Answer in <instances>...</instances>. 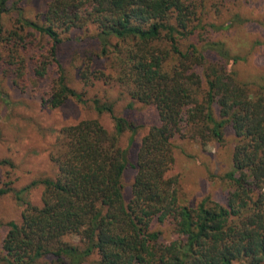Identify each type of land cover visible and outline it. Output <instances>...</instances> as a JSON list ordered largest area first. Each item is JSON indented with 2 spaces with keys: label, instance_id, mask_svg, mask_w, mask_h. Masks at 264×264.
Segmentation results:
<instances>
[{
  "label": "trees",
  "instance_id": "trees-1",
  "mask_svg": "<svg viewBox=\"0 0 264 264\" xmlns=\"http://www.w3.org/2000/svg\"><path fill=\"white\" fill-rule=\"evenodd\" d=\"M9 1L0 0V37L11 53L0 55V63L13 67L21 82L28 66L36 79L55 66L57 77L43 99L50 108L82 100L66 83L57 50L64 34L94 25L98 57L113 54L112 73L94 76L153 105L158 122L138 143L128 201L122 175L129 149L120 139L127 131L131 144L138 126L94 99L98 113H110L114 131L97 118L57 130L50 154L56 172L31 182L42 187L40 204L16 193L21 219L5 223L0 262L264 264V85L240 80L235 65L241 57L204 35L229 24H203L195 0H49L39 21L19 18L28 37L4 31L1 13ZM227 127L235 143L231 169L222 176L225 202L182 203L172 172L174 140L222 142ZM3 164L9 161L0 159ZM8 190L0 188V195ZM165 226L172 227L169 240Z\"/></svg>",
  "mask_w": 264,
  "mask_h": 264
},
{
  "label": "rangeland",
  "instance_id": "rangeland-1",
  "mask_svg": "<svg viewBox=\"0 0 264 264\" xmlns=\"http://www.w3.org/2000/svg\"><path fill=\"white\" fill-rule=\"evenodd\" d=\"M48 1L10 0L8 9L1 13L4 31L18 29L26 34L28 29L19 27V18L39 21ZM195 3L197 10L203 13V24H229L227 28L211 30L204 35L210 40H221L230 53L241 57L235 65L238 78L252 85H264V0H195ZM97 32L94 25L74 28L63 35L57 50L65 81L81 94V101L68 98L53 109L43 102L57 77L55 66L50 67L43 79L34 78L28 66L21 82L15 77L13 67L0 63V159L9 161V164L0 165V188L10 189L0 195V243L7 231L5 223L21 219L23 206L16 193L20 192L21 201L41 203L42 187L32 186L31 182L54 176L56 168L50 154L55 149L57 130L84 118H97L106 129L114 131L110 113H98L94 99L100 104L111 105L115 116L138 126L131 144L127 131L120 139V144L129 149L130 162L122 175L123 193L126 201L131 196L135 174L132 163L137 146L149 126L158 122L157 112L153 105L132 100L118 84L94 76L100 75V71L107 75L113 71V54H109L110 58L97 55L102 46ZM5 42L0 37V55L4 56L11 53ZM82 70L88 75L86 80L82 78ZM234 143L235 137L229 127L222 142L209 141L200 145L190 139L174 140L172 172L179 176L182 203L195 206L205 198L225 202L228 184L222 176L231 169ZM172 235L171 226L163 227L165 240Z\"/></svg>",
  "mask_w": 264,
  "mask_h": 264
}]
</instances>
